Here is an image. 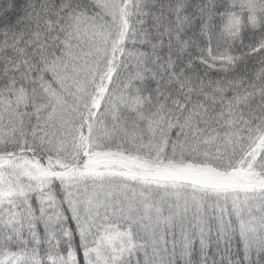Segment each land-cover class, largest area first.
I'll use <instances>...</instances> for the list:
<instances>
[{
    "label": "snow or ice",
    "instance_id": "1",
    "mask_svg": "<svg viewBox=\"0 0 264 264\" xmlns=\"http://www.w3.org/2000/svg\"><path fill=\"white\" fill-rule=\"evenodd\" d=\"M0 264H264V0H0Z\"/></svg>",
    "mask_w": 264,
    "mask_h": 264
}]
</instances>
